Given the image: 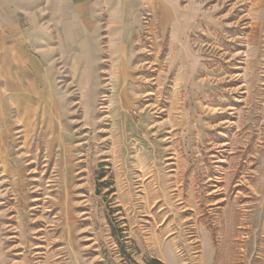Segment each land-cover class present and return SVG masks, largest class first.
Here are the masks:
<instances>
[{"label":"rangeland","instance_id":"obj_1","mask_svg":"<svg viewBox=\"0 0 264 264\" xmlns=\"http://www.w3.org/2000/svg\"><path fill=\"white\" fill-rule=\"evenodd\" d=\"M189 1L0 94V264H264V0Z\"/></svg>","mask_w":264,"mask_h":264},{"label":"crops","instance_id":"obj_2","mask_svg":"<svg viewBox=\"0 0 264 264\" xmlns=\"http://www.w3.org/2000/svg\"><path fill=\"white\" fill-rule=\"evenodd\" d=\"M192 4L188 21L196 22L199 7ZM150 6L174 14L178 0H0V94L28 92L23 74L42 77L41 61L65 60L69 46L83 47L85 55L103 32L108 45L124 47Z\"/></svg>","mask_w":264,"mask_h":264},{"label":"trees","instance_id":"obj_3","mask_svg":"<svg viewBox=\"0 0 264 264\" xmlns=\"http://www.w3.org/2000/svg\"><path fill=\"white\" fill-rule=\"evenodd\" d=\"M148 264H162L160 261H158L157 259L153 258L151 259Z\"/></svg>","mask_w":264,"mask_h":264}]
</instances>
